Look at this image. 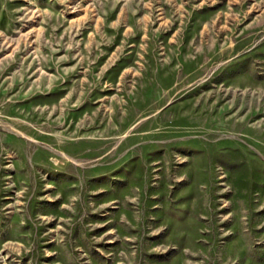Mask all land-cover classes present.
<instances>
[{
    "label": "rangeland",
    "instance_id": "rangeland-1",
    "mask_svg": "<svg viewBox=\"0 0 264 264\" xmlns=\"http://www.w3.org/2000/svg\"><path fill=\"white\" fill-rule=\"evenodd\" d=\"M0 264H264V0H0Z\"/></svg>",
    "mask_w": 264,
    "mask_h": 264
}]
</instances>
